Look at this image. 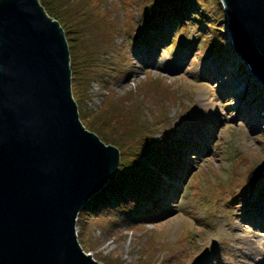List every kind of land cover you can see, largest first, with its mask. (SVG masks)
<instances>
[{"label": "rangeland", "instance_id": "rangeland-1", "mask_svg": "<svg viewBox=\"0 0 264 264\" xmlns=\"http://www.w3.org/2000/svg\"><path fill=\"white\" fill-rule=\"evenodd\" d=\"M42 2L62 18L71 40L84 123L123 151L117 183L108 181L80 213L86 250L105 264H172L177 253L178 264H188L198 251L195 259L209 253L226 264H255L248 251L264 249V229L253 233L241 217L264 202V85H251L234 56L221 1ZM145 14L151 24L139 38ZM152 77L163 85L154 86ZM187 92L189 112L182 105ZM199 117L211 120L200 141L187 132ZM169 138L186 141V171L163 185L156 205L144 200L140 211L133 202L126 208L131 201L120 195L129 199L132 192L120 174L137 180L139 168H154L151 158ZM252 171L256 179L249 182Z\"/></svg>", "mask_w": 264, "mask_h": 264}, {"label": "water", "instance_id": "water-1", "mask_svg": "<svg viewBox=\"0 0 264 264\" xmlns=\"http://www.w3.org/2000/svg\"><path fill=\"white\" fill-rule=\"evenodd\" d=\"M220 1L234 54L264 85V0ZM122 153L83 121L62 18L0 0V264H105L80 240V213Z\"/></svg>", "mask_w": 264, "mask_h": 264}, {"label": "trees", "instance_id": "trees-1", "mask_svg": "<svg viewBox=\"0 0 264 264\" xmlns=\"http://www.w3.org/2000/svg\"><path fill=\"white\" fill-rule=\"evenodd\" d=\"M103 19H104V17H103ZM162 22H164V18L162 19ZM148 24H151V20L145 14L142 17V23H141L142 26H141L140 31H139L140 33H138L139 38H140V35L146 34L148 32V29H145ZM173 25H175V24H173ZM153 27L157 28L160 26H153ZM182 32H184V33L188 32L187 26L185 24H183ZM151 37L152 36L147 38V41ZM142 39H143V41L136 40L134 44H138L140 42H146L145 37H143ZM178 40L179 39H176V37H175V40H173V43H175ZM151 81H152L153 85L156 87L163 85V81L160 78L152 77ZM179 97H180V95H179ZM176 143L177 142H175L172 138H169L167 146H164L163 148H161L159 155L157 157L151 158L150 164H152V166L154 168L148 167L147 165L139 168L138 174L140 176L137 180H135V178L131 179L126 174H120V176L123 177V181L126 183L128 188L133 193L132 196H131L132 193L128 194V195H130L129 199H127L128 198L126 196L127 194L125 196L123 194L120 195V199H123L122 201L124 203L131 201L130 204L126 208H129V206L133 202V203H136V205L134 206V207H136L135 210H138L141 207V206L139 207V201H140V204H142L144 202V200H147V202L153 201L152 198L154 197V193L159 191L161 189V185L163 184L162 174H165L168 177H171L172 175L180 174L184 171L183 159L180 158V156L184 152L183 143L181 141H179V144L175 145ZM112 181L117 183L116 176H115L114 180H112ZM119 182H120V180H118V183ZM110 184H113V182H111ZM142 190H143V192H142ZM126 210L127 209H125V213H127V214L129 212H131L130 210H128L126 212ZM132 211H134V210H132ZM139 211H140V209H139ZM143 213H144V211L141 214H143ZM145 217L146 216H137L134 219H144ZM77 218H78V216H77ZM179 241H181V240H179ZM183 242L185 244V241H183ZM179 262L180 261H179V257H178V253H177V255L173 259H171V263L172 264H178Z\"/></svg>", "mask_w": 264, "mask_h": 264}, {"label": "bare ground", "instance_id": "bare-ground-1", "mask_svg": "<svg viewBox=\"0 0 264 264\" xmlns=\"http://www.w3.org/2000/svg\"><path fill=\"white\" fill-rule=\"evenodd\" d=\"M234 56L238 57V54H235ZM201 108L205 109L206 106L204 105ZM251 112H252L251 110H248L247 113L242 117V121L243 122H244V120H249L250 119ZM238 119L240 120V118H238ZM209 122H211V120ZM209 122H206L204 120L202 121L201 117L197 118L195 124H192V125L188 126V131L187 132L190 134V137L195 138V140L200 141V139L202 137H204L205 134L208 132L209 127L207 125L209 124ZM199 126H200V128H199ZM248 188H252V184L251 183L249 185H245L243 187L242 191H245ZM245 208H246L245 206L244 207L242 206L240 208V213L243 212ZM262 218H263V221H264V202L259 204L258 207L255 208L254 210L249 211L247 214H243V216L241 217V219L247 220V224H248L249 228L252 229L253 233H256L258 231L263 230L264 223L263 222L261 223ZM247 224H244V228H248ZM198 245L201 246V243H199ZM213 252H216V251H213ZM186 253L190 255V254H192V250L188 249ZM248 253L250 254V256L252 258H255V259L258 256L260 257L257 249H255V248L254 249L250 248ZM259 257H258V259H259ZM195 264H226V263L223 260L217 261L216 257H213L209 253H207L205 255L202 254L201 256H199L196 259ZM230 264H248V263L244 262V261H242L241 263L238 262V261H232V262H230ZM255 264H263V263L260 260H257V262Z\"/></svg>", "mask_w": 264, "mask_h": 264}]
</instances>
